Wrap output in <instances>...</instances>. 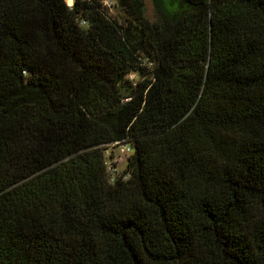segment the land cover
I'll list each match as a JSON object with an SVG mask.
<instances>
[{
    "label": "trees",
    "instance_id": "16d2710c",
    "mask_svg": "<svg viewBox=\"0 0 264 264\" xmlns=\"http://www.w3.org/2000/svg\"><path fill=\"white\" fill-rule=\"evenodd\" d=\"M104 1L0 0V264H264V0Z\"/></svg>",
    "mask_w": 264,
    "mask_h": 264
},
{
    "label": "rangeland",
    "instance_id": "374dc122",
    "mask_svg": "<svg viewBox=\"0 0 264 264\" xmlns=\"http://www.w3.org/2000/svg\"><path fill=\"white\" fill-rule=\"evenodd\" d=\"M66 1V4L71 5V3ZM151 0H144L143 1V8L145 15L147 16L148 19L151 21L153 20V11H152V5H151ZM105 4L109 5L108 7V14L110 17L115 18L116 20L122 21L123 17L125 16L124 13L120 10V8L115 4V3H110L109 1H106ZM128 79L130 81H134L135 79H138L137 75L134 73L128 74ZM108 149L105 152V160H106V165L109 170L115 171L116 174L122 173L123 170L125 169V164H126V159L128 157V152L121 151L116 144L113 146H106L105 150Z\"/></svg>",
    "mask_w": 264,
    "mask_h": 264
},
{
    "label": "built area",
    "instance_id": "2783aa9c",
    "mask_svg": "<svg viewBox=\"0 0 264 264\" xmlns=\"http://www.w3.org/2000/svg\"><path fill=\"white\" fill-rule=\"evenodd\" d=\"M105 2L106 1H104L103 0V3H104V5H106L107 7H109V5H107V4H105ZM114 144H116V146H118V148H120L121 149V151H123V152H125V151H127L128 152V156L132 153V149H131V147L128 145V144H126V143H120V142H114V143H112V144H110V145H114ZM110 145H108V146H110ZM108 149H106L105 150V152L107 151ZM107 166V165H106ZM108 169V168H107ZM108 172H109V174H110V178H109V180L112 182L113 181V178H114V176L112 175V174H116L115 173V171H112V170H109L108 169Z\"/></svg>",
    "mask_w": 264,
    "mask_h": 264
},
{
    "label": "bare ground",
    "instance_id": "6f19581e",
    "mask_svg": "<svg viewBox=\"0 0 264 264\" xmlns=\"http://www.w3.org/2000/svg\"><path fill=\"white\" fill-rule=\"evenodd\" d=\"M69 3H71V0H68Z\"/></svg>",
    "mask_w": 264,
    "mask_h": 264
},
{
    "label": "water",
    "instance_id": "95a60500",
    "mask_svg": "<svg viewBox=\"0 0 264 264\" xmlns=\"http://www.w3.org/2000/svg\"><path fill=\"white\" fill-rule=\"evenodd\" d=\"M70 6V5H69Z\"/></svg>",
    "mask_w": 264,
    "mask_h": 264
}]
</instances>
